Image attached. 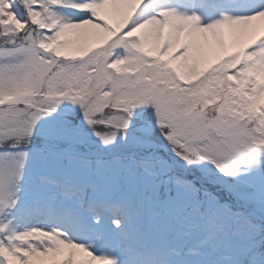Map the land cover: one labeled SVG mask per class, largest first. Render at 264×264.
<instances>
[{
  "label": "snow or ice",
  "instance_id": "1",
  "mask_svg": "<svg viewBox=\"0 0 264 264\" xmlns=\"http://www.w3.org/2000/svg\"><path fill=\"white\" fill-rule=\"evenodd\" d=\"M0 264H264V0H0Z\"/></svg>",
  "mask_w": 264,
  "mask_h": 264
}]
</instances>
